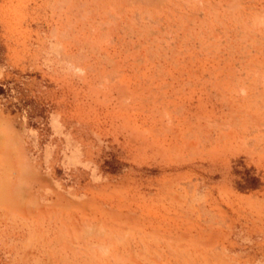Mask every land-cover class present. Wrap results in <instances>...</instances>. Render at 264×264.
Wrapping results in <instances>:
<instances>
[{"label":"rangeland","instance_id":"obj_1","mask_svg":"<svg viewBox=\"0 0 264 264\" xmlns=\"http://www.w3.org/2000/svg\"><path fill=\"white\" fill-rule=\"evenodd\" d=\"M0 264H264V0H0Z\"/></svg>","mask_w":264,"mask_h":264}]
</instances>
